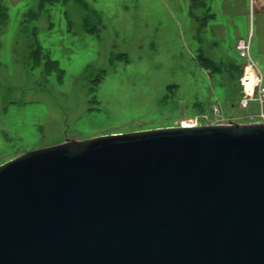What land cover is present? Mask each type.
<instances>
[{
    "label": "water",
    "instance_id": "95a60500",
    "mask_svg": "<svg viewBox=\"0 0 264 264\" xmlns=\"http://www.w3.org/2000/svg\"><path fill=\"white\" fill-rule=\"evenodd\" d=\"M0 264H264V123L64 141L0 164Z\"/></svg>",
    "mask_w": 264,
    "mask_h": 264
},
{
    "label": "rangeland",
    "instance_id": "374dc122",
    "mask_svg": "<svg viewBox=\"0 0 264 264\" xmlns=\"http://www.w3.org/2000/svg\"><path fill=\"white\" fill-rule=\"evenodd\" d=\"M263 5L0 0V164L64 141L201 123L214 104L249 123L256 103L236 107L239 69L213 71L199 56L240 66L235 43L250 35L264 85Z\"/></svg>",
    "mask_w": 264,
    "mask_h": 264
},
{
    "label": "built area",
    "instance_id": "2783aa9c",
    "mask_svg": "<svg viewBox=\"0 0 264 264\" xmlns=\"http://www.w3.org/2000/svg\"><path fill=\"white\" fill-rule=\"evenodd\" d=\"M249 45L250 35L246 40L240 38L235 43V49L242 61L237 78L240 96L237 99L236 107L244 110L248 108L251 102H255L256 112L247 115L249 119V123L247 124L264 123V85L262 84V74L251 59ZM212 112L213 119H210L207 115H200L197 117L201 120V123H198L197 120L192 118H180L174 122V126L231 125L236 123L235 119L231 116L226 118L218 117L219 107L217 104H214L212 107Z\"/></svg>",
    "mask_w": 264,
    "mask_h": 264
},
{
    "label": "crops",
    "instance_id": "0c3cea01",
    "mask_svg": "<svg viewBox=\"0 0 264 264\" xmlns=\"http://www.w3.org/2000/svg\"><path fill=\"white\" fill-rule=\"evenodd\" d=\"M206 0H202V3H201V5H200V7L201 6H203V3L205 2ZM254 1V2H253ZM251 3H252V5H253V7H256V6H259L260 4H263L264 3V0H251ZM264 6V5H263ZM196 7H198V6H196ZM210 16V15H209ZM202 18H204V17H202ZM203 27H205L206 26V23H203V25H202ZM204 30V29H203ZM200 56H202V55H200ZM250 56H251V51H250ZM203 58H205V59H207L208 61H210L211 63H213V65L218 69V68H223L224 70H226L227 68H230V67H235V69L237 68V69H239V71H240V66L238 65V66H236V65H233L232 63H231V61H227L225 64H223V63H221V61H220V59L218 58V57H215V55L214 54H212V53H209V54H206V55H203L202 56ZM251 59H252V57H251ZM252 61H253V59H252ZM254 62V61H253ZM255 63V62H254ZM255 65H256V63H255ZM257 66V65H256ZM239 67V68H238ZM258 68V67H257ZM219 70V69H218ZM226 72V71H225ZM228 74V73H227ZM224 76L223 77H226V74L224 73L223 74ZM228 76H229V74H228ZM226 77L227 79H228V82L230 81L229 79V77Z\"/></svg>",
    "mask_w": 264,
    "mask_h": 264
},
{
    "label": "trees",
    "instance_id": "16d2710c",
    "mask_svg": "<svg viewBox=\"0 0 264 264\" xmlns=\"http://www.w3.org/2000/svg\"><path fill=\"white\" fill-rule=\"evenodd\" d=\"M54 0H50V2H52ZM191 3H192V6L193 5H196V6H200L201 4V1L200 0H190ZM194 6V7H196ZM199 61L201 63L202 66L206 67V68H209V69H213L216 70L217 68L213 65V63H211L210 61H208L207 59L203 58L202 56H199Z\"/></svg>",
    "mask_w": 264,
    "mask_h": 264
}]
</instances>
